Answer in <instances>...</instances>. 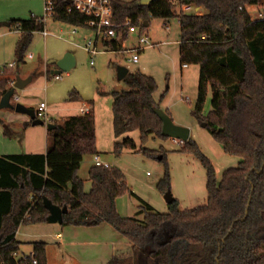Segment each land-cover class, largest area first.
Listing matches in <instances>:
<instances>
[{
  "label": "trees",
  "instance_id": "trees-1",
  "mask_svg": "<svg viewBox=\"0 0 264 264\" xmlns=\"http://www.w3.org/2000/svg\"><path fill=\"white\" fill-rule=\"evenodd\" d=\"M51 20L73 28L94 31L97 19L67 12L66 0H54ZM264 0H155L147 6L139 0H102L110 28L123 32L135 27L142 33L148 18L177 20L180 66H197V97L191 115L205 125L222 152L238 159L236 168L225 170L217 180L210 162L189 140L182 145L205 170V205L179 211L174 200L165 214L141 205L132 217L123 218L115 201L126 192L122 173L116 168L91 167L88 193L76 176L83 157L95 156L93 113L67 118L49 131L52 137L44 155L0 157V264H46L45 244L32 243L31 254L15 260L19 227L45 223L44 202L67 209L61 226L94 228L109 226L129 244L131 255L112 257L106 264H264V21L251 19L248 7ZM182 8H191L189 12ZM202 12L198 15L195 10ZM140 22H142L140 24ZM1 29L21 34L16 45L18 63L32 35L42 33L39 19L11 21ZM125 40H105L103 49L117 53ZM126 91L101 92L112 100L113 154L135 151L137 132L143 147L150 136H160L161 123L153 113L155 81L140 73L121 81ZM5 82H0L2 96ZM210 111L202 116L207 91ZM68 103L79 102L71 94ZM166 114V113H165ZM167 115V114H166ZM144 155L150 153L141 148ZM163 160V156L159 158ZM157 189L169 191L165 172ZM130 196L134 197L132 193ZM246 212V215H245ZM142 217L140 220L138 217Z\"/></svg>",
  "mask_w": 264,
  "mask_h": 264
},
{
  "label": "rangeland",
  "instance_id": "rangeland-1",
  "mask_svg": "<svg viewBox=\"0 0 264 264\" xmlns=\"http://www.w3.org/2000/svg\"><path fill=\"white\" fill-rule=\"evenodd\" d=\"M256 10L264 12V2ZM250 15L251 19L256 18L255 12ZM31 17L44 18L43 0H0V24ZM148 22L149 26L142 33L137 29L124 42L120 52H106L103 49L104 41L98 40L96 49L100 53L91 57L79 47L85 45L84 39L91 38L92 31L73 28L47 18L45 30L51 35L43 37L41 33H34L20 63L16 60L15 48L21 34L1 29L0 73H4L0 75V82H5L4 89L8 91L15 78L30 80L23 90L15 91L17 100L11 99L10 103L33 111L43 103L47 108V119L42 120L43 126L32 127L27 116L1 109L0 157L44 152L52 141L46 126H60L65 118L78 116L75 111L81 106L80 103H84L94 111L98 161L118 169L124 177L127 190L115 201L118 215L123 218L134 216L141 205L137 199L150 206L154 213L165 214L169 205L165 204L163 194L157 189L165 172L169 178L170 195L179 211H191L205 205V170L192 154L181 151L183 144L180 142L150 136L141 147L138 133L133 132L125 137L133 140L135 151L124 150L119 157L113 154V145L121 138L115 139L113 135L112 100L110 97H98L97 90L126 91V86L116 78L117 68H125L130 74L140 73L155 81L157 90L154 98L158 101L163 95L160 110L167 114L174 125L189 130V141L210 162L217 180L225 170L236 168L238 163L237 158L222 152L208 130L202 128V124L191 115L197 97L199 69L197 66H186L184 69L179 64L177 20L148 18ZM139 33L148 39L153 48L140 52L137 64H129V55L125 51L137 47ZM67 53L73 56L74 66L70 71L56 75L59 77L56 81L55 75H52L56 70V59ZM12 64L13 67L9 68ZM71 94L78 95V103L67 102ZM209 102L208 90L202 116L209 113ZM141 148L150 153L144 155ZM161 156L162 161L158 160ZM94 159L95 156H85L76 172L82 181L84 193L90 190L87 172L94 166ZM58 234L59 237L56 236ZM16 239L19 244L15 260L29 256L32 243L45 244L46 264H106L112 257L125 259L126 255H131L130 249L123 253L127 241L107 225L85 228L37 223L20 227Z\"/></svg>",
  "mask_w": 264,
  "mask_h": 264
},
{
  "label": "built area",
  "instance_id": "built-area-1",
  "mask_svg": "<svg viewBox=\"0 0 264 264\" xmlns=\"http://www.w3.org/2000/svg\"><path fill=\"white\" fill-rule=\"evenodd\" d=\"M43 1H44V18H40L39 20L44 23L47 18L51 19L52 16L54 15L55 1L54 0H43ZM66 1L68 3L67 12L76 11L79 13L89 14L97 19V26H96V29L92 31L93 34L91 38L84 39V41L86 42L85 45L83 47L82 46L79 47L82 51L86 52L91 57H94L100 53L96 49V43L98 40H102V41L120 40L121 38H124V40L127 41L128 38L132 34H135L137 31V28L135 27H129L127 28V30L123 32H118V33L115 32L113 29H111L110 21L107 15V10L102 4V0H66ZM122 1H132V0H122ZM31 18L37 19L34 17H31ZM256 20L264 21V13H258L256 16ZM73 33H75V31ZM42 35L47 36L48 34L43 31ZM152 48L153 46L149 43L148 39L143 37L139 33V36L137 39V47L134 49H129L125 51V53L129 55L127 62L129 64H137L138 54L142 51L149 50ZM90 65H92V61L90 62ZM11 67H13V64L9 66V68ZM185 67L186 66H182V68H185ZM2 74L0 73V75ZM54 79L57 81L59 80V77L55 76ZM13 84H14V81H12V84L10 86L13 87ZM11 99H13V101L17 100L16 96H13ZM90 111H91L90 107L86 105H82L78 109H76L75 112L77 113L78 116H85V115H88ZM46 113H47V108L45 104L40 103L37 107V110L34 111V118L39 121H42V120L46 121L47 119ZM94 166L104 168V169L110 168L106 164L100 163L97 158L94 159ZM32 264H36V262L32 261Z\"/></svg>",
  "mask_w": 264,
  "mask_h": 264
},
{
  "label": "water",
  "instance_id": "water-1",
  "mask_svg": "<svg viewBox=\"0 0 264 264\" xmlns=\"http://www.w3.org/2000/svg\"><path fill=\"white\" fill-rule=\"evenodd\" d=\"M155 0H139L141 5L147 6ZM143 28H147V23H142ZM74 66V58L71 54H65L60 60L56 61L55 67L56 70L52 73L59 75L60 73H66L70 71ZM128 74V71L125 68H117L116 78L117 81L121 82ZM30 83L29 79L22 80L16 78L13 84V87L5 92V94L0 98V110L9 109L14 111L16 114L25 115L29 118L32 127L43 126V122L36 120L34 118V111L32 109L26 108L20 104L12 105L10 104V99L14 96L15 91H21ZM153 113L158 118L161 123L160 136L165 139H172L173 141H178L181 144H185L189 140V130L183 127H179L173 124L172 120L160 109H154ZM202 128L205 125H201ZM55 126L47 125V131H53ZM159 160V159H158ZM163 200L166 205L173 203L174 199L170 195V192L167 191L163 195ZM44 207L47 211V217L45 223L48 225H61L62 218L67 214V209L65 207L59 208L51 205L48 202H44ZM246 215V212H245ZM1 239V237H0Z\"/></svg>",
  "mask_w": 264,
  "mask_h": 264
},
{
  "label": "crops",
  "instance_id": "crops-1",
  "mask_svg": "<svg viewBox=\"0 0 264 264\" xmlns=\"http://www.w3.org/2000/svg\"><path fill=\"white\" fill-rule=\"evenodd\" d=\"M258 6H253V7H248L247 8V12L249 13V15L251 14V12H255L256 13V16H257V14L258 13H264V12H259L258 10H256V8H257ZM192 9L191 8H183V10L182 11H184V12H189V11H191ZM195 12H197V14L198 15H201L202 14V12L201 11H199V10H195ZM250 17H251V15H250ZM254 19H256V18H254ZM253 20V19H252ZM44 32H46L48 35L47 36H43V37H48L49 35H51L49 32H47L46 30H45V24H44V30H43ZM15 33H17V32H15ZM42 34V33H41ZM72 39V38H71ZM17 45V44H16ZM124 45V44H123ZM16 49V48H15ZM61 57H62V55H60L56 60L58 61V60H60L61 59ZM186 68V67H185ZM184 68V69H185ZM55 69H56V67H55ZM129 73V72H128ZM52 75H55L54 73H52ZM56 76V75H55ZM18 78V77H17ZM16 79V78H15ZM22 80H25L24 78L22 79ZM98 91H101V92H107V91H104V90H98ZM99 97V96H98ZM154 97V96H153ZM78 99H79V97H78ZM154 100H155V102L157 103L158 101H156V99L154 98ZM76 103H78V102H76ZM72 104H75V103H72ZM81 104V106L82 105H86V106H88V107H90V109H91V112L94 114V111H93V108L91 107V106H89V105H87V104H84V103H80ZM67 118H69V117H67ZM67 118H65V120L67 119ZM64 120V121H65ZM95 124V123H94ZM47 149H48V146H46L45 147V150H44V152H42V153H24L25 155H44L45 154V152L47 151ZM5 156H13V155H5ZM1 157H4V156H1ZM91 157H94V156H91ZM84 158V157H83ZM95 158H97L98 159V157H97V154L95 155ZM82 161H83V159H82ZM82 163V162H81ZM81 165V164H80ZM111 168V167H110ZM89 171V170H88ZM87 174H88V172H87ZM142 217L140 216V217H138V219L140 220ZM21 227H23V226H21ZM99 227V226H98ZM20 228V227H19ZM85 228H87V227H85ZM95 228V227H94ZM19 230V229H18ZM18 230H17V232H18ZM17 232H16V235H17ZM16 235H15V241L17 242V239H16ZM57 237H59V234L58 235H56ZM129 249H130V247H129V244L127 243V248L125 249V250H123V253L125 254V253H127L128 251H129Z\"/></svg>",
  "mask_w": 264,
  "mask_h": 264
}]
</instances>
